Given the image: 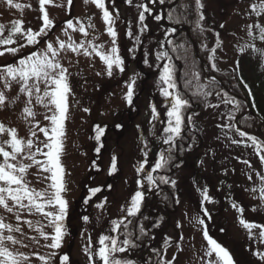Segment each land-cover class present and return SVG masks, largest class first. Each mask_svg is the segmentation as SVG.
I'll return each instance as SVG.
<instances>
[{
  "label": "snow or ice",
  "instance_id": "obj_1",
  "mask_svg": "<svg viewBox=\"0 0 264 264\" xmlns=\"http://www.w3.org/2000/svg\"><path fill=\"white\" fill-rule=\"evenodd\" d=\"M39 10L42 13L40 17L42 20V26L38 30H33L31 27L24 28V22L22 20H16L11 22V27L8 28V35H3L6 26L0 24V46H7L17 44L16 37L22 38L25 43L18 44L17 47H6L4 51H0V56L4 55V52H8L13 56L26 46H32L33 51L29 54L18 56L16 61L6 65H0V83H3L4 88L11 90L12 84H18L20 93L26 95V106L24 113L27 117L35 118L32 105L33 97L37 104L42 105L51 115H45L44 119L49 121V125L41 127L37 121L34 129L30 130L32 137H37V131L43 133L44 140H40L38 137L34 142L29 138L25 140L18 136V132L15 128H7L3 123H0V208L7 213L13 214L16 224L6 222V217L0 214V264H30V255L20 251V248H26L28 245L24 244L23 240L18 238L14 233H20L24 235L21 224H26L28 228L39 233L46 242L44 247L51 249L52 251L46 255H37L38 259L42 261V264H53V261L59 255V264H70V257L68 254H58L56 250L61 249L64 237L67 234L66 219L69 210V201L66 199L65 194L67 192L65 181V167L62 164L61 157L64 153V141L66 138L65 121L68 118V96L73 94L70 83V73L68 68L60 60L62 52L70 50L71 52L80 55L81 50L83 55L92 56L93 53L99 56L103 63L106 65V72L109 77L113 75V70L117 69L123 73L125 71V61L120 54V47L118 44V31L116 29V20L119 18V14L114 17L113 12L110 11L106 0H91L96 7L102 10V20L106 25V33L111 38V47L105 50V46L102 44L94 43L93 40H82L76 42L71 32H80L84 38L89 36V29H94L95 25L92 22V17H89L87 23L83 20L76 18L75 23L73 19H68L62 25V34L67 39H60L56 36L55 40L52 36H55L53 31L56 27L54 20L49 17V13L45 8V5L51 3V0H38ZM88 2V0H85ZM155 3L156 0H151ZM160 3H164V0H159ZM9 6L21 8L20 4L13 5V0H6ZM114 4V0H112ZM126 3L131 5L132 0H126ZM197 10L199 12V18L197 20V28L203 32L204 28L201 21L204 20L203 7L201 0H195ZM68 5H72V0H68ZM141 8L138 16V22L141 25L140 33L142 34L147 29L145 24V13H151L152 9L147 3H141L137 5ZM252 14L257 17L255 24H249L248 35L253 40L259 39L264 41V24L259 22V17L264 15V0H257L251 5ZM163 17L157 15L156 20H161ZM169 20H173L172 14L168 16ZM176 23H180L179 17L175 18ZM253 29L256 31L254 32ZM173 32L175 29L172 30ZM52 34V36L49 35ZM129 38L133 37L131 29L126 32ZM219 34H217L218 36ZM137 43H140L139 35L135 37ZM43 40V46L41 47V41ZM169 43H172L169 41ZM87 44V46H86ZM220 42L217 41V47ZM183 48L184 45H176V48ZM251 47L254 51L259 52L264 56V50L256 49L255 44L244 45L241 51L245 48ZM91 49V51L89 50ZM129 51H132L131 49ZM211 58L213 59V67H215V52L216 48L210 50ZM157 61H167L160 67L158 77V88L160 93L168 99L169 103L166 106L167 120L165 127L162 129L163 140L162 143L168 145V147L161 151L156 159L155 163L149 168L148 160V144L144 141V159L137 166V173L141 174V179H138V190L130 198V202L127 208H122V212H126V215L121 219L111 221V233L101 234L98 238V247L94 251H90L92 248V238L89 237V245L85 248V251L89 253V264H135L131 259L119 258L117 253H125L131 248L137 246L136 240L133 239L132 232H124V238L120 239L119 235L122 227L127 229L132 221L130 217H137L141 213L143 202L145 199V188L158 187L160 183H171L175 186L176 181L170 180L164 175L155 176L158 171L166 170L173 160V146L178 139H182L184 127H185V110L190 107V99L179 90L177 83L175 65L172 63V58L167 50L157 51ZM147 64L148 61L145 60ZM100 73H97L99 75ZM135 77L130 78V82L127 83V92L125 93V100L129 105L133 103ZM215 83V81H212ZM43 85V89L41 88ZM185 87L194 89L192 91L193 96H202L205 99L212 95L208 85L201 84L199 73H194L193 78L185 81ZM247 87V85H245ZM217 96L221 93L217 92ZM224 98L222 103L233 105L232 110L227 114L229 121L236 119L235 112L240 110L241 102L234 97H229L227 93L223 94ZM7 102V96L3 90H0V108H3ZM213 107H219V105H210ZM85 112H89L90 109L84 108ZM152 119L158 120L159 113L155 105L151 106ZM191 121V117L187 118ZM122 127V125H117ZM223 128L229 130L233 129L231 123L221 125ZM96 140H100V137L104 133V129L99 125L95 126ZM239 137L242 139H232L233 144L243 145L245 147L252 146L256 155L259 157L262 164H264V141L260 140L254 135H250L248 132L241 130L238 126L234 128ZM7 134L9 139L4 140L2 136ZM246 138V139H243ZM251 142L250 144L248 142ZM96 151L99 152L100 148L97 147ZM42 157V158H37ZM116 157L113 156L110 174L117 171ZM24 161H29L25 163ZM251 167L248 160L242 161ZM37 167L42 173L48 175L43 177L48 180L49 183L44 189H36L30 186V181L27 179L28 170L31 167ZM261 184L258 189L253 188L251 191H259L260 198L264 199V176L257 173ZM248 179L251 180L252 176L249 174ZM100 187L90 189V196H94L96 193L101 192ZM203 200L212 202L211 198L207 194V189L202 192ZM88 202L87 199L85 201ZM178 202V201H177ZM107 204L105 198L101 203L97 204V208L103 209ZM233 207L237 208L242 214L244 212L243 207H238L236 203H233ZM255 210V209H254ZM204 216L207 219H211V216L207 213V209H204ZM24 214L27 215H40L47 223H42L40 220L24 219ZM82 219L87 222L88 216H83ZM196 222L203 226V235L207 241V251L205 256L208 257L207 264H236L233 259V255L230 250L224 246L221 242H218L213 236L209 234L205 219L197 216ZM128 221V223H125ZM240 224L249 231L252 235L253 229H259L257 239L259 243L264 244V224H258L255 222L247 221L243 218L240 219ZM180 225L178 224L177 227ZM45 228L52 229L51 233L45 231ZM139 231L141 234L145 233L143 225L140 226ZM33 241H37V237H30ZM138 239V237L136 238ZM167 242H171V238H167ZM19 246V247H17ZM259 260L264 261V252L256 250L253 253ZM215 257L214 259L212 257ZM175 257H173V261ZM173 261L161 260L160 264H173Z\"/></svg>",
  "mask_w": 264,
  "mask_h": 264
},
{
  "label": "trees",
  "instance_id": "obj_2",
  "mask_svg": "<svg viewBox=\"0 0 264 264\" xmlns=\"http://www.w3.org/2000/svg\"><path fill=\"white\" fill-rule=\"evenodd\" d=\"M174 1L175 0H164V3H160L159 0H156L155 3H152L151 0H132V4L129 5L126 3V0H114L116 6L120 3L125 5L119 10L116 28L121 24L117 29L122 33V42H120L119 47L120 54L125 61L126 69L122 73V76L118 78L117 83L123 84L126 82L131 75L130 67L135 66L137 69L138 87L137 89L134 88L133 105H131V108L125 109L123 113H120L119 117L116 119V124L113 123L111 126L105 124L104 127L98 124L104 129V133L99 141L95 139L96 130L95 127L93 128L92 136L88 144V149L91 151V163L95 165L99 158L95 155L98 153L96 148L99 147L100 144H103L107 137L109 139L113 131L117 138L120 139L132 135H137V138L143 137V135L138 134L142 126L136 123L137 114L139 112V110L136 112V106L139 109L144 106L145 96L149 98L148 101L150 106H157L159 100V113L162 114L161 117L163 122H166V106L169 101L160 93L157 85L160 67L167 61H157L156 53L157 51L167 50L172 58V63L175 65L179 90L190 99V107H188L184 113L185 127L183 137L182 139H178L173 146L172 163L166 170L158 171L156 176L164 175L170 180H175L176 172L174 168L179 164V159L182 155L185 157L187 156V161L185 163L186 171L187 169L188 171L193 170L189 173V176H194V178L192 181H187L186 178V180L182 182L184 188L181 190V194L183 196L188 195L194 200V206H199L200 202L203 201V190L207 189L208 194V188H210L212 191L210 196L213 199L221 200L224 195H227L246 206L247 212L250 213V218L252 216L253 219L256 220V223L264 224V199L260 198L262 200V205H257V207L249 205L246 202L244 197L246 192V190H244L245 184L238 172L233 174V179L231 180L225 174H219V170L215 168L205 173L202 164L198 165L197 160L198 155L202 153L200 149L206 147L207 144H210L215 150V154H218V156L214 157V162L223 159L229 163L231 160L237 162L239 160L243 161L244 158L247 160L249 158L247 152L251 153L252 148L250 146L245 147L231 142L232 139L239 140L242 138L239 137L234 130V122L227 119V114L232 110L233 105L222 103L224 93H227L229 97H234L241 102L240 110L235 112V116L243 114L249 106L252 108V113L242 118L239 121V125L246 129L250 135L253 133L257 134L264 140V56L249 47L245 48L244 51H232L229 65L222 66L220 64V59L217 55V41L223 40L222 38L224 37L231 40L234 30L232 31L226 28V20L230 14H232V9L239 5L240 0H201V3L204 5L202 9L204 20L201 21L204 28L203 32L197 28L199 12L195 0H179L175 6L166 9L165 13L167 20L180 27V29H175L174 32L172 31L174 28L165 26L162 19H155L157 15L162 16L163 5L171 4ZM141 3H147L152 9L151 13H145L146 20L144 23L147 24V29L142 34L139 31L141 25L138 22V16L142 9L137 7V5ZM169 14L173 15V20L168 19ZM176 17L180 18V23L175 22ZM250 18L252 19L250 21H254L253 24L257 22V17L254 14H251ZM120 21L121 23H119ZM259 22L264 24V15L259 17ZM129 28L133 33L132 38L126 35ZM253 31L255 32L256 30L253 29ZM217 34L219 35L217 36ZM137 35H139L140 43H137L135 39ZM250 38L252 39V37ZM169 41L172 43H169ZM193 42L197 43L198 52L202 58L209 62V73L217 76L219 79H223L229 90H231L230 92L224 89L219 81L205 78L203 64L198 58ZM181 44L184 45L183 48L177 47L176 50L173 51L174 46ZM252 44H255L256 49L264 50V41L258 38L255 40L252 39ZM212 48H216L214 60L215 67L212 66L213 59L211 58L210 52ZM130 49L132 51H129ZM145 60L148 61L147 64ZM157 65H160V67H157ZM194 73H199L201 84L209 86L208 90L212 92V95L207 97V99L202 96H193L192 91L194 89L185 87V81L192 79ZM212 81H215V83H212ZM245 85H247V87H245ZM217 92L221 93V95L217 96ZM247 99L248 102L246 101ZM210 105H219V107ZM204 111H206L208 115H203ZM188 117H191V121H188ZM202 117H207L208 120L204 121ZM229 123L233 125L232 130L221 127V125ZM117 125H122V127H117ZM164 127L165 124L161 125L160 137L154 135L155 132L151 133L152 129L146 136L150 145L148 148L149 168L155 163L159 153L168 147V145L162 143V129ZM153 129L158 131V128ZM189 140H192L191 145H187ZM194 145L195 152L193 153L191 151ZM139 163L140 162L136 165L138 166ZM191 163H193L194 167L190 165ZM259 164L260 175L264 176V164H262L261 161ZM118 175L119 173L117 174L116 171L115 180H117ZM198 175L199 177L197 178ZM215 178L224 179L220 190H217L218 183ZM231 181L233 183H231ZM100 183L103 184L104 181ZM260 184L261 181L260 178H258L255 188L258 189ZM192 187L196 188L197 193L193 192ZM176 192V184L172 186L171 183H160L158 187L150 189L147 188L146 185L145 199L141 213L137 217L132 218V223L129 224L127 229L123 228L120 233L115 234L119 235L120 239H123L124 232H132L134 234L133 239L136 240L137 244L135 247L136 250L142 252L141 254L147 255L150 259L149 262L152 264H160V261L163 260L162 255L164 251L171 245V242H167V237L165 236V228L170 224L168 225L165 221L163 224L164 226L161 228L158 222L160 219H165L169 215L168 212L172 211L169 207L172 208ZM256 192L260 197L259 191L257 190ZM93 200H95V197H93ZM77 213L79 212L75 210L71 214V217L74 218ZM171 224L173 225L172 222ZM141 225H143L145 229L144 234H141L139 231ZM209 226V231L211 232L213 228H222L223 224L217 221L215 216L212 215ZM110 233L111 230H103L102 234ZM137 237L138 239H136ZM228 237L229 234L227 232L224 233L223 241H227ZM98 238H93L92 251L99 246ZM225 246L232 253L236 264H263L261 260L253 256V251L256 249L254 245H250V247L247 248L246 243L243 241H231ZM161 253L162 255H160ZM126 254L127 252L120 253L119 258H125L127 256ZM72 260H74V258H72Z\"/></svg>",
  "mask_w": 264,
  "mask_h": 264
},
{
  "label": "rangeland",
  "instance_id": "obj_3",
  "mask_svg": "<svg viewBox=\"0 0 264 264\" xmlns=\"http://www.w3.org/2000/svg\"><path fill=\"white\" fill-rule=\"evenodd\" d=\"M15 4H20L21 8L9 6L6 3V0H0V22H5L4 25L6 26V28L3 33L5 37L8 35V28L11 27V22L16 20H22L24 22L25 29L31 27L35 31L42 26V20L40 18L42 16V13L39 10L38 0H13V5ZM45 8L49 13V17L54 20L55 25L58 24L57 28L55 29V36H52L49 33V35L52 36L53 40H55L56 36L60 37V39H67V37L62 34V25L64 23L60 24L61 22H65L71 18L75 23L76 18H79L87 23L88 18L92 17V22L95 25V28L89 29V36L87 38H84L80 32H71V30H69L73 39L76 42H81L82 40H93V37H95L94 43L104 45L105 50L111 47V38L106 33V25L102 20V10L98 9L96 5L91 2V0H88V2H85V0H76L74 6H71L70 8H68V0H51V3L45 5ZM234 8L232 9V14H230V16L226 20V28L232 31L235 30L236 33L238 31V36L232 35L231 39L234 38V40H237L238 38L240 39L239 43H242V45L247 44L249 36L245 34V30L241 32V29L245 25L246 15H244L245 13L242 9L235 8L234 10ZM118 34L119 43L120 38L122 37V33L120 30H118ZM16 39L17 44L0 46V51H4L6 47H17L18 44L25 43V41L19 36H17ZM222 39L223 40H218L220 42V46H218L217 48V55L220 59V64L222 66H227L231 62V52L233 51L232 48L234 46L229 38L224 37ZM42 46L43 40L41 41V47ZM33 50L34 49L32 46H26L21 49L16 56H13L12 54L5 51L4 55L0 56V65H6L10 61V63H13L16 61L18 56L29 54ZM89 50L91 51V49ZM60 60L64 64V66L68 68V71L70 73V81L72 80L73 82L75 78H78L81 81V86L79 85L77 87L79 93H73L72 95L70 94L68 96L69 110L68 118L65 121L66 138L64 141V153L61 157L62 164L65 167L66 173V194L69 190L70 194H68L67 196L68 198L70 197L71 201L69 204L72 207L75 198L77 199L80 195V182L87 174V152L79 151L81 146L89 140V133L88 131L86 132V130L90 129L93 120L104 121L109 118L113 110L118 111L119 109L125 108L126 103L123 101V99L125 97V93L127 92V86H114L113 91L111 92L112 95L109 97V99L102 100L101 105L98 106L95 94H97L99 88L93 83H95V81L99 83H106L109 79H113V81H116L119 75L118 70L114 69L113 75L109 77L106 72V65L103 63L100 57L95 55V53H93L90 57L85 56L83 55L82 50L80 55H77L70 50H66L65 52L61 53ZM135 71V68L132 67V77H135ZM97 73L100 74L97 75ZM90 80H93V83H91ZM127 82L129 83L130 79ZM85 86H87V90H94V92H87ZM19 87L20 86L18 84L13 83L11 90H7L4 88L3 83H0V90H3L5 92V95L7 96V102L5 106L3 108H0V123H3L7 128H15L18 132V136L24 138L25 140L31 138L35 142L37 137L40 140H44L45 137L43 136V133L39 132L38 129H35L37 131V137H32L30 134V130L34 129L37 121L40 123L41 127L48 126L50 122L45 120L44 116L51 115L52 113L42 105L37 104L35 102V98L33 97L32 105L30 107L36 115L34 119L32 117H27L23 111L26 106L27 97L25 94L20 93ZM41 88L43 89V85H41ZM122 101L125 104H123ZM89 104L92 105L91 108ZM86 105H89V112H85L83 110L84 108H86ZM90 112L93 113L91 117H89ZM142 114L143 120H147L149 118V110H147V107L143 108ZM140 119H142V117H140ZM146 131L148 130H145V132ZM2 139L7 140L9 139V136L7 134H4L2 136ZM121 146L124 149L122 150L118 148L116 152L122 153L123 151H125V153H128L132 147L130 138L124 137L123 140H121ZM37 158L39 159L42 157ZM108 160L109 159H106L105 161L106 165L108 164ZM24 162L29 163V161ZM47 175V173H42L38 170L37 167L33 166L28 170L27 179L31 182V187L40 190L46 188L49 183L48 180L43 178ZM120 194L122 196H129L128 193L125 194L124 189L120 191ZM250 200L252 203L256 202L257 204L261 205V200L253 194ZM111 201L114 202L116 200L112 199ZM231 203L233 202H227V207L225 210V219L228 221L227 229L229 230L232 238H234L233 235L236 236V238H244L247 236L245 231L246 229H244L243 226H240L239 223V219L244 216V212L241 214L237 208L233 207ZM185 206L186 204H184V207H182V211L185 210ZM0 214L6 217V222H10L13 224L17 223L14 215L7 213L2 208H0ZM23 218L33 221L40 220L42 223H47V221L44 220L40 215L24 214ZM72 219L73 218L71 216L68 217L69 221H72ZM187 223H191V225H189L185 229L184 233V236H186V240L183 244V247L181 248L183 255L180 256L184 257L183 264H207L208 257L205 256V252L207 251L208 245L207 241L203 238V232L199 229V225L195 219H191V222L187 221ZM21 227L23 229L24 235L21 236L20 233H14V235L22 239L24 244L28 245V247L20 248L19 250L30 255V264H42V261L38 259V256L32 255V253H37L38 255H46L47 253L51 252V249L44 247V245L46 243H50V241L46 242L42 237L39 236L38 232L28 228L26 224H21ZM45 231L51 233L52 229L45 228ZM259 231V229H253L251 239L253 243L259 244V246L261 247L259 251L264 252V244L259 243L257 239ZM253 232L255 234H253ZM34 236L37 237L38 242L30 239V237ZM86 247V242L76 241L72 248L74 258L82 259V261H87L89 258V253L85 251ZM64 248L65 242H63L61 249L56 251L58 252V254H65ZM175 252L176 249L171 248L168 253L169 256L167 255V258H172V255ZM212 258L214 259L215 257L213 256ZM262 262L264 263V261ZM57 263L59 264V255L53 261V264ZM71 264L78 263L74 261ZM83 264H88V262H84Z\"/></svg>",
  "mask_w": 264,
  "mask_h": 264
}]
</instances>
